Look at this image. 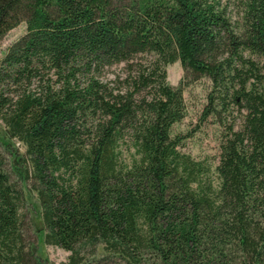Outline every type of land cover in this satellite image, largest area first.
Here are the masks:
<instances>
[{
  "label": "trees",
  "instance_id": "1",
  "mask_svg": "<svg viewBox=\"0 0 264 264\" xmlns=\"http://www.w3.org/2000/svg\"><path fill=\"white\" fill-rule=\"evenodd\" d=\"M241 8L234 24L218 0H0V38L25 24L0 61V264H46L26 248V190L66 264H264V0ZM174 62L211 82L217 185L171 135ZM120 64L126 87L98 79Z\"/></svg>",
  "mask_w": 264,
  "mask_h": 264
},
{
  "label": "rangeland",
  "instance_id": "2",
  "mask_svg": "<svg viewBox=\"0 0 264 264\" xmlns=\"http://www.w3.org/2000/svg\"><path fill=\"white\" fill-rule=\"evenodd\" d=\"M222 7H226L227 14L232 23L238 24L241 17V2L243 0H218ZM25 33V24L21 23L16 28L10 30L0 38V61L3 59L8 48L16 42ZM153 57L150 54L138 56L134 63L148 65ZM259 64H264V59H256ZM129 69L126 65H113L105 67L98 72L97 77L103 83H108L110 88L117 89L126 87V83H121ZM166 81L173 87L181 88V95L186 108V116L182 121L173 125L171 135L182 138L179 151L189 156L193 161L202 163L210 169L209 175L213 177L214 185H217L215 179V167L218 164L219 142L223 128L213 119L201 120L202 111L207 103V95L211 89V82L207 78L192 83L184 77L183 70L179 62L168 64L165 67ZM145 92H142V95ZM240 114L232 112L228 116V122L234 123L238 127L241 123ZM4 128L0 122V138L3 137ZM18 147V144H16ZM23 152V148H19ZM134 156L132 148H121V161L129 164ZM26 202L22 209L24 221V239L26 248L39 261L46 264H66L69 252L55 246H50L43 241V224L40 218L39 203L35 195L26 190Z\"/></svg>",
  "mask_w": 264,
  "mask_h": 264
}]
</instances>
